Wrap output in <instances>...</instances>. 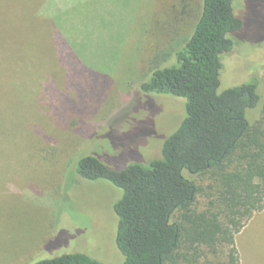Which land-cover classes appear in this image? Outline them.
<instances>
[{
    "label": "rangeland",
    "instance_id": "rangeland-1",
    "mask_svg": "<svg viewBox=\"0 0 264 264\" xmlns=\"http://www.w3.org/2000/svg\"><path fill=\"white\" fill-rule=\"evenodd\" d=\"M232 7L244 25L220 56L218 91L258 77L264 96V0ZM198 13L199 0H0V264L125 261L122 190L80 177L77 161L119 169L160 156L185 100L140 85L176 63ZM234 242L239 264H264V213Z\"/></svg>",
    "mask_w": 264,
    "mask_h": 264
},
{
    "label": "trees",
    "instance_id": "trees-1",
    "mask_svg": "<svg viewBox=\"0 0 264 264\" xmlns=\"http://www.w3.org/2000/svg\"><path fill=\"white\" fill-rule=\"evenodd\" d=\"M235 0H199L176 63L153 67L143 93L183 98L185 115L147 164L115 169L92 155L77 174L122 190L114 204L122 264H239L234 235L264 208V96L259 78L218 91L220 56L244 22ZM160 65V64H157ZM258 110L249 121L248 110ZM31 264H101L67 253Z\"/></svg>",
    "mask_w": 264,
    "mask_h": 264
},
{
    "label": "crops",
    "instance_id": "crops-1",
    "mask_svg": "<svg viewBox=\"0 0 264 264\" xmlns=\"http://www.w3.org/2000/svg\"><path fill=\"white\" fill-rule=\"evenodd\" d=\"M263 213H264V208H263L262 210L258 211V212H255V213L249 218V220L245 223V225L240 229V231H239L238 233L235 234V236H237L238 234H240L241 231H242V229L245 228V226H247L248 224H250V223L254 220L255 217H258V216H260V215H263Z\"/></svg>",
    "mask_w": 264,
    "mask_h": 264
}]
</instances>
